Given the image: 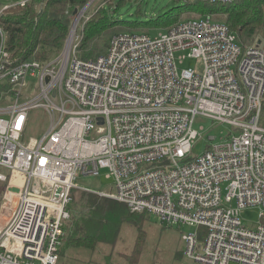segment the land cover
<instances>
[{
  "label": "built area",
  "instance_id": "built-area-1",
  "mask_svg": "<svg viewBox=\"0 0 264 264\" xmlns=\"http://www.w3.org/2000/svg\"><path fill=\"white\" fill-rule=\"evenodd\" d=\"M13 6L2 8L0 16ZM77 39L74 31L47 63L17 61L5 49L0 25V102L6 103L0 106L2 207L15 195L0 228V264H58L76 189L162 224L197 228L182 235L184 254L196 263L264 264L261 44L243 48L208 13L156 37L116 34L106 53L92 60L76 57ZM186 59L199 67L179 69ZM29 79L35 80L31 98L23 94ZM35 109L47 116L48 129L23 142ZM197 116L233 130L191 157L195 142L204 138L193 128ZM101 170L113 180L112 192L75 183ZM15 174L23 176L20 185L12 182ZM247 207L262 210L263 221L253 229L240 219Z\"/></svg>",
  "mask_w": 264,
  "mask_h": 264
},
{
  "label": "trees",
  "instance_id": "trees-1",
  "mask_svg": "<svg viewBox=\"0 0 264 264\" xmlns=\"http://www.w3.org/2000/svg\"><path fill=\"white\" fill-rule=\"evenodd\" d=\"M89 1L28 0L24 6L15 5L3 10L0 25L5 34V49L17 61H38L42 64L51 61L63 51L74 21V10L80 11ZM115 4V0L101 2L100 10L77 34L80 37L75 52L78 59L92 60L105 54L110 39L119 33L133 30L148 32L149 27L171 28L183 21L181 16L191 10L200 15L211 14L214 20V13L222 15L223 21H216L223 22L243 48L253 44L257 35L264 39V0H234L230 4L186 2L176 11L173 9L150 23L132 24L116 18L119 4ZM74 192L76 190L71 192L69 211L79 209L82 216L69 229L67 225L64 227V235L69 231V238L65 242L68 247L89 248L98 242V237L105 235L101 230L106 227L104 220L107 217L112 215L120 222L134 215L124 205L92 193L81 192L76 202ZM137 221L134 222L135 226Z\"/></svg>",
  "mask_w": 264,
  "mask_h": 264
},
{
  "label": "rangeland",
  "instance_id": "rangeland-1",
  "mask_svg": "<svg viewBox=\"0 0 264 264\" xmlns=\"http://www.w3.org/2000/svg\"><path fill=\"white\" fill-rule=\"evenodd\" d=\"M103 1L107 2L109 0H94L86 9H84V14L78 20L75 31L78 38L76 40L77 44L80 40V37L77 34H79L80 31H83L85 23L100 10L101 2ZM115 1V5L119 4L118 12L115 14L116 18L120 21L130 22L131 24L150 23L151 21L156 20L157 17L173 11V9L176 11L178 7H182L186 3L185 0ZM37 7L38 6H36L35 9H37ZM199 15V12L191 10L190 13L182 15L181 18L187 20L190 19V17H198ZM214 18L220 21H223L224 19V17L218 13H214ZM71 28L72 24L69 34ZM132 32L137 33L139 31L133 30ZM165 32L166 29L161 27H149L148 29L150 37H156ZM258 42H260L261 46L264 48V39H262L261 35L256 36L253 44H258ZM198 67L199 63L195 59H186L183 65L178 66L179 69ZM34 84L35 80L29 79V87L23 90V94L27 95L29 98L33 97L36 94ZM5 105L6 103L0 102V106ZM259 125L264 128V96L262 99ZM48 126L49 122L47 116L42 110H31L29 112V122L24 133L23 142H27L30 138L39 139L41 135L46 132ZM201 127L203 128V131H200ZM193 128L200 134L204 135V138L195 142L190 154L191 157L201 155L209 143H218L220 140L219 136L225 137L230 130H233L227 124L215 122L211 119L200 116H197L195 119ZM210 136H215L216 139L213 142H207L208 140L206 138ZM3 172L7 174L5 171ZM105 174L106 171L101 170L96 177L79 176L76 178L75 183L81 187L94 191L112 192L113 180H106L104 177ZM3 187L4 184L0 183V210L2 209L0 213V226L5 224L15 205V202L13 203L14 197H11V199H6L2 207ZM81 192L85 191L76 189V192H74V199L76 202L79 200ZM124 207L128 210L125 205ZM261 213V208L247 207L241 211L240 219L243 225L253 229L263 221L260 217ZM71 214L73 215V218L71 217ZM81 216L82 214L79 209L71 211L70 220L66 223L68 226L67 229L70 228L75 220L80 219ZM135 221L138 223L137 226L134 224ZM104 222H106V227L102 228L101 231H104L102 234L105 235L98 237V242L89 248L68 247V244H65V242L69 238V231H66L63 246L60 249L61 255L58 264H199L185 256V245L182 241L183 234L196 233L198 231L195 227H188L179 224H162L155 217L146 213L134 214L128 219L120 222L111 215L107 217ZM109 232L110 236L108 235ZM199 242H202V240L199 239Z\"/></svg>",
  "mask_w": 264,
  "mask_h": 264
},
{
  "label": "crops",
  "instance_id": "crops-1",
  "mask_svg": "<svg viewBox=\"0 0 264 264\" xmlns=\"http://www.w3.org/2000/svg\"><path fill=\"white\" fill-rule=\"evenodd\" d=\"M16 1V2H15ZM25 0H0V9L6 7V6H15L21 4ZM13 184L14 185H20L23 182V176L19 174H15L13 176Z\"/></svg>",
  "mask_w": 264,
  "mask_h": 264
},
{
  "label": "water",
  "instance_id": "water-1",
  "mask_svg": "<svg viewBox=\"0 0 264 264\" xmlns=\"http://www.w3.org/2000/svg\"><path fill=\"white\" fill-rule=\"evenodd\" d=\"M93 1H94V0H91V1L85 6V9H86V8H87V7L93 2ZM80 14H81V11L74 10V12H73L74 21H73V23H72V26L75 25L76 20H77V18H78V16H79ZM70 39H71V33L69 34V36H68V38H67V40H66V43H68ZM258 45H260V42H258ZM9 191H10V192H13V193H18V192H19L18 188H10Z\"/></svg>",
  "mask_w": 264,
  "mask_h": 264
},
{
  "label": "bare ground",
  "instance_id": "bare-ground-1",
  "mask_svg": "<svg viewBox=\"0 0 264 264\" xmlns=\"http://www.w3.org/2000/svg\"><path fill=\"white\" fill-rule=\"evenodd\" d=\"M79 18H80V17L78 16L75 25L72 27L71 36L73 35L74 31H76V26H77V22H78ZM13 196H15V195H11V197H13ZM1 227H2V226H0V228H1Z\"/></svg>",
  "mask_w": 264,
  "mask_h": 264
}]
</instances>
